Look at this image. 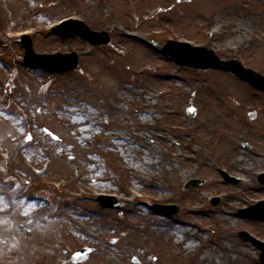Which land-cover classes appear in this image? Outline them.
Masks as SVG:
<instances>
[{"label": "rangeland", "instance_id": "rangeland-1", "mask_svg": "<svg viewBox=\"0 0 264 264\" xmlns=\"http://www.w3.org/2000/svg\"><path fill=\"white\" fill-rule=\"evenodd\" d=\"M70 17L108 31L111 43L91 47L80 37L53 35V27ZM238 26L245 31L242 44L233 33ZM24 34L38 53H78L79 67L64 74L27 68ZM168 40L213 49L264 75V0H0V264H72V253L85 246L94 253L83 264H217L202 259L207 248L219 246L222 256L220 246L227 250L236 244L244 256L235 264H260V251L239 233L264 240V222L240 218L238 212L264 199L254 172L264 167V93L233 74L174 63L152 46ZM70 101L87 102L75 113L95 120L72 125ZM208 118L217 119L218 127L210 146L200 138ZM83 131L92 135L87 143L77 139ZM220 132L231 137L222 140ZM123 142L139 144L140 155L152 149V157H167L163 168L144 170L159 174L161 188L137 186L141 196L133 198L134 163L118 145ZM246 143L252 148H244ZM239 158L247 167L241 173L231 168ZM89 160L99 168L93 175H105L106 189L96 190L94 182L72 187L77 174L89 173ZM20 165L34 174H17ZM221 170L242 181L225 182ZM194 179L204 184L185 190ZM232 190L236 203L225 197ZM100 194H115L126 204L105 208ZM164 194L174 199L165 201ZM217 196L219 208L212 205ZM29 201L36 204L31 220ZM155 204L177 206L179 214L168 219L192 223L210 240L192 252L175 246L173 238L153 242L138 217ZM225 211L232 220H221ZM129 224L140 227L138 236L128 233Z\"/></svg>", "mask_w": 264, "mask_h": 264}, {"label": "bare ground", "instance_id": "bare-ground-1", "mask_svg": "<svg viewBox=\"0 0 264 264\" xmlns=\"http://www.w3.org/2000/svg\"><path fill=\"white\" fill-rule=\"evenodd\" d=\"M245 31L243 29L240 28V26H238L237 28H235L233 30V33L235 34H239V40L237 41L238 44H242L245 40ZM79 103H76L74 101H70L69 106L67 105V110H69V112H71L72 114V119L71 122L72 125L74 126H80V125H86L87 121L86 119H90L91 122L93 120H95L93 117H89V118H84L83 115L79 114V113H75L77 111H80L82 109H84L82 106L87 105V102H81L78 101ZM145 104H150V103H145ZM94 106L96 107V103L94 104ZM75 113V114H73ZM146 117L148 116H143L142 119H146ZM206 128L204 131V134H202V136L200 138H206L205 140L206 145L210 146V144L212 143V140L216 139V134H217V129L218 127L216 126L217 124V119L214 118H208L206 120ZM94 128L93 125H89V129L92 131ZM133 127H131L132 130ZM90 133H87V131H83V133H81L77 139L81 142V143H87L89 138L92 135H89ZM129 134V133H128ZM127 134V135H128ZM221 135H219L218 137L221 138L223 140L230 138L231 135L227 132H225V134L222 135V133L220 132ZM89 135V138H88ZM125 139L128 140V138H130V135L128 137H124ZM81 143L79 144V146L81 147ZM120 147L125 146L126 150L125 154L126 156L130 159L131 162H133V166L131 167V171H132V177L133 179L136 181V190L132 189L131 193L133 196L139 197L141 196V190L139 189L141 186V188H145L146 186H149L150 188H161L162 187V179L160 178L159 174H152V175H147L145 173L144 170L147 169H153V167L157 168L159 167V165H162L163 168V164L162 162L165 161L168 162L167 157L162 154V153H158L155 157H152V155L154 154L153 152H156L152 149H148V150H144L143 151V155H140L139 152V144H135L132 143V146L129 145V143H119L118 144ZM84 148V147H83ZM195 150H197L195 148ZM142 151V150H141ZM149 155L151 157H149ZM96 161L93 160L90 161L89 160V164H93L91 167V169L89 170L88 174H85V172L83 173H79L75 176V178L72 179L71 184L72 187L76 186V185H84L85 183L88 182H94L96 183V190H104L107 188L106 185H104L105 182V175H99V173L95 176L93 175L94 172H97V170L99 169L97 165H95ZM245 161L242 158L239 159H234L233 162H231V168L233 171L237 172V173H241L245 170H247V167H245ZM263 168H258L256 167L254 172H259L261 170H263ZM19 170V171H18ZM143 170V171H142ZM252 171L251 167L248 168V171ZM17 174H21V173H27L30 175L34 174V169H30V168H25L23 166H19L18 169L16 170ZM66 184V182H64ZM137 186L139 188H137ZM142 188V189H143ZM79 191V196H84L85 192H83L82 190L78 189ZM225 197L227 198H234L233 202H235L236 194L235 191H230L229 193H226ZM161 198L163 199H167L165 201L171 202L174 199V196L171 194H164L161 195ZM134 200V199H133ZM244 201V200H243ZM236 203V202H235ZM235 203H231L229 207H237L235 205ZM36 205L33 202L29 201L27 203V211H28V218H31L33 216H35V212L34 210H31L33 208V206ZM241 204H238V207ZM26 210V209H25ZM24 210V211H25ZM143 210V209H142ZM225 210V209H223ZM151 210H147V211H143L139 213V217L138 219L140 220H144V224L142 225L143 227H145V230L147 231H151V234L154 235V241L153 239H149L148 242H155V239H160L162 236H165L167 239H174V245L176 246H181V245H185V249L188 250L189 252H192L193 250L197 249L198 247L202 246L203 240L209 241L211 237H206L204 236V232H200L199 230L197 231L196 229H192L194 226L192 223H187V222H178V221H171L168 218L165 217H152L151 215ZM221 220L223 222H227L232 220L231 219V211H225V213H223V215H221ZM113 226V225H111ZM110 226V227H111ZM118 226V225H117ZM113 227H116L115 225ZM129 227L131 228V230L129 229L128 233L129 234H136L138 236V232L137 230L140 229V227L138 225H133V224H129ZM142 229V228H141ZM139 231V230H138ZM144 231V229H143ZM238 246V244H236ZM236 245H232L230 247H227V250H224V247L220 246L221 250L223 251V255L222 256H218L217 254H219L218 251V247L219 246H215V248L213 247H208L207 251L203 254L202 259L203 260H209V263H214L216 262L217 264H235L237 262L238 259L241 258V256H244V253L242 250H238V248H236ZM141 248V246H140ZM219 248V249H220ZM230 253H234L235 256H233V258H231L229 255ZM146 254H151L150 250H146ZM121 264V263H119Z\"/></svg>", "mask_w": 264, "mask_h": 264}, {"label": "water", "instance_id": "water-1", "mask_svg": "<svg viewBox=\"0 0 264 264\" xmlns=\"http://www.w3.org/2000/svg\"><path fill=\"white\" fill-rule=\"evenodd\" d=\"M188 1V0H182ZM72 24L68 32H60L65 37L81 35L84 39L88 40L91 44L103 45L110 42L109 34L106 32L95 33L90 31V29L82 22L75 21L69 22ZM24 47L26 48V58L25 61L28 65L36 67H46L52 71H70L75 69L78 66V55L73 54L70 56H48V55H38L34 52L32 41L29 38H26L23 42ZM185 48V53L180 52L179 50ZM164 53L172 54L177 62L185 66H191L195 69H216L223 71H230L237 69L239 75L242 73L247 76L246 72L241 64L234 61L225 62L221 61L213 51L207 50L205 48H194L190 47L189 44H179L177 42H169L164 48ZM180 54V55H179ZM182 54H185L181 56ZM58 59V60H51ZM69 59V61L67 60ZM244 78V77H243ZM247 79V78H245ZM256 83V82H254ZM257 87L258 84H255ZM103 200L105 198H102ZM105 206L113 205L104 203ZM264 205V203H263ZM255 216L264 218V209L254 212ZM244 235H247L244 233ZM90 250L77 252L74 262H82L87 259ZM262 263L264 264V252L261 255Z\"/></svg>", "mask_w": 264, "mask_h": 264}, {"label": "snow or ice", "instance_id": "snow-or-ice-1", "mask_svg": "<svg viewBox=\"0 0 264 264\" xmlns=\"http://www.w3.org/2000/svg\"><path fill=\"white\" fill-rule=\"evenodd\" d=\"M30 138V137H29Z\"/></svg>", "mask_w": 264, "mask_h": 264}]
</instances>
